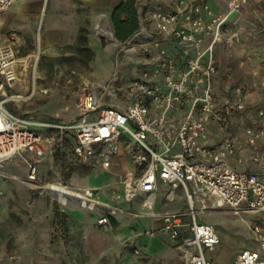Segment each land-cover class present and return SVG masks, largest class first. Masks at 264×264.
I'll return each mask as SVG.
<instances>
[{"label":"built area","instance_id":"2783aa9c","mask_svg":"<svg viewBox=\"0 0 264 264\" xmlns=\"http://www.w3.org/2000/svg\"><path fill=\"white\" fill-rule=\"evenodd\" d=\"M15 1L0 0V14ZM137 8L139 28L128 40L117 41L113 56L115 69L124 63L136 69L137 76L114 72L103 84L86 83L75 104L76 119L70 123L44 121L7 108L23 100L6 92L19 81L21 65L11 48L0 49V167L20 157L28 180L38 182L39 163L55 152L66 132L74 135L72 154L83 165L109 164L123 145L133 167L122 182L126 201L140 198L152 209L159 182L183 191L185 212L165 211L156 217L159 231L176 245L185 264H216L206 255L219 245V236L199 215L222 208L234 216H258L249 228L256 248L243 250L231 264H264V175L236 170L228 162L245 146L257 149L264 137V110L258 113L259 131L248 127L242 139L226 135L216 145L207 140L214 118L227 129L234 107H244L239 88L235 100L226 98L220 104L214 86L215 48L234 12V0L223 15H216L206 0H149L147 5L137 0ZM233 38L226 43L232 45ZM112 101L124 106L111 105ZM251 160L264 166L256 152ZM94 194L80 189L67 192L65 198L95 207ZM109 222L106 214L97 220L99 226Z\"/></svg>","mask_w":264,"mask_h":264},{"label":"rangeland","instance_id":"374dc122","mask_svg":"<svg viewBox=\"0 0 264 264\" xmlns=\"http://www.w3.org/2000/svg\"><path fill=\"white\" fill-rule=\"evenodd\" d=\"M210 1L216 2L217 15L227 13L229 0ZM93 3L86 6L78 2V16L69 20L73 31L65 33L59 45L42 50L41 36L42 51L39 54L36 38L26 42L20 51L23 60L18 71L19 81L12 89L6 90L8 96H21L23 100L10 102L7 108L44 121L67 122L76 115L75 104L85 82L103 84L114 72L127 78L137 76V70L129 69L124 63L115 69L116 44L91 30L92 9L95 8L94 20L97 21L100 18L98 13L104 8L98 0ZM109 7L112 13L115 7L112 10V6ZM76 23L79 26L77 31L74 29ZM222 36V42L218 44L222 45V64L234 68V100L239 88L244 104L240 110L234 107V132L241 134L248 127L259 131L258 113L264 110V0H234V12L223 26ZM233 36V44L228 45L226 40ZM36 55L39 56V72L37 91L33 95ZM222 80L225 83L231 80L230 73L224 74ZM218 91L222 95L226 93L223 87ZM105 100L109 101L108 98ZM110 104L124 106L120 101ZM118 149L106 165L79 164L70 149L53 154L52 163L43 166L41 179L36 183L30 182L27 176H8L0 167V264H185L176 245L159 231L160 225H154L157 217L151 225L146 224L143 213L152 212L151 209L142 202L140 205L146 208L144 211L133 205L124 206L129 203L123 198L122 190L126 172L125 169L120 171L118 158L123 151L127 153L123 145ZM19 164L18 159H13L7 168L16 170ZM102 171H106L109 177L100 194L104 190L108 195L99 198V189L94 190L95 207L87 206L77 211L64 209L49 193V184L84 189V184L73 185L72 179L78 177L81 181L93 172ZM102 177V174L91 177V185H100ZM159 186L156 203L162 206V210H177L180 202L163 203L166 192ZM101 214L112 218L109 226L98 225L97 218ZM231 217L199 215L200 219L212 223ZM242 218L249 221L252 214ZM234 223L241 226L237 219ZM245 238H225L223 247L208 255L218 263L227 264L235 251L243 248ZM137 249L139 254H136Z\"/></svg>","mask_w":264,"mask_h":264},{"label":"crops","instance_id":"0c3cea01","mask_svg":"<svg viewBox=\"0 0 264 264\" xmlns=\"http://www.w3.org/2000/svg\"><path fill=\"white\" fill-rule=\"evenodd\" d=\"M81 2L83 5L88 6L89 4H94L93 1L95 0H16L8 10L0 14V49L9 47L14 52L15 56L19 59V61L23 60L22 56L20 55V51H22L26 45L27 41H31L33 39H37V36L41 34L42 36V50H46L49 48H53L57 45H59L63 38V35L67 32L73 31V26L70 23L69 20L72 19V17L78 16V2ZM99 2L103 3V8L101 13H98V20H94L95 16V8L92 9L91 13L93 16L92 22H91V30L95 31V26L99 25L104 30H111L112 34L110 37H108L112 42L115 44L117 43V40L114 37L113 33V27L111 23V12H110V5L112 6L111 10L116 7L119 3V0H98ZM141 5H147L148 0H138ZM208 4L211 6L214 13L217 15L219 13V9L217 8L216 2H212L210 0H206ZM46 5L44 16L42 18V8ZM49 11V12H48ZM78 24L76 23L74 26L75 31L78 30ZM16 31L15 36L12 35V32ZM103 36V35H102ZM105 37V36H103ZM117 45V44H116ZM222 45H217L215 48V56L217 60V73L215 75L214 79V86H215V92L217 95V101L221 104L224 99L226 98H233L234 93V68L230 66H224L222 64ZM170 47H168L169 49ZM41 50V51H42ZM21 65V62H19ZM20 67L18 68L19 71ZM230 73V79L228 82H223L222 78L224 74ZM110 77L106 79V81ZM229 78V77H228ZM88 83L85 82L84 85ZM95 83V82H93ZM98 84V83H97ZM83 85V86H84ZM15 86V85H14ZM220 87H223L226 89V93L222 95L218 89ZM12 89V88H10ZM221 116H222V110L221 107H219ZM21 115V114H20ZM37 118V117H36ZM230 124L228 128L222 127V125L218 122L216 118H214L208 128V143L210 145H216L218 144L226 135H232L239 139H242L244 137V132L241 134H237L234 132V112L229 116ZM40 119V118H38ZM76 119V115L70 119L69 121H58L59 123H70L73 122ZM42 120V119H40ZM57 121V120H56ZM74 141V140H73ZM50 147V146H49ZM48 147V148H49ZM258 153L262 159L264 160V138H261L258 140L257 149L254 150L253 148L249 146H245L242 150L237 151L233 156L228 158L229 164L236 170L239 171H247V172H253V173H259L261 175H264V166L261 167L258 164L254 163L251 160V157L254 155V153ZM54 153L48 152L46 158L42 160L41 163L38 165V177L41 179L42 175V168L46 164H51L52 162V156ZM124 157V158H123ZM13 159L19 160V168L16 170L7 168V165L9 162H11ZM237 159H241L242 162L238 163ZM121 164V170L125 169L126 173H129L133 170L130 158L128 155L125 154L123 151L122 155L118 158ZM5 173L8 176H27L28 169L20 157H14L1 166ZM107 168V166H105ZM12 170V171H11ZM102 174V183L100 185H91V177L93 176H100ZM109 177V174L106 171H102L99 173L93 172L90 174V176L86 177V181L82 179L79 181L78 177H75L72 179V184H84V186L89 187L91 189L97 190L100 187L105 188L106 187V181ZM158 185H161L165 189V196L162 199V202H166L169 204L175 203L176 201L180 202V207L177 210H162V206L160 204L156 203L158 194L160 192V188L158 191V194L156 196L154 205L151 209L152 212H146L143 213L146 216V224L151 225L153 223V220L155 216L158 214L165 212V211H171V212H182L187 210V203L183 194V191L181 189H170L169 187L163 185L159 182ZM160 187V186H158ZM100 198H107V193L104 192L103 194L99 193L97 194ZM55 200V199H54ZM56 201V200H55ZM140 202L142 200L140 198L135 199L134 202L125 203L124 206L126 208L131 207L133 205L137 210L144 211L146 208H143V206L140 205ZM77 211V210H76ZM148 211V210H147ZM246 214H252V218L248 220H244L242 218L243 215ZM200 215H217V216H232L231 218L222 219L220 222H210V221H204L199 218L201 222L210 224L214 226L217 235L219 236L220 243L216 247L215 250H220L224 245L225 238H234V237H242L246 236L245 238V244L243 248H239L235 251L234 257L232 260L227 263L231 264L235 258L246 249H255L256 246L253 243L252 235L250 232V225H252L256 218L258 217L254 213H244L240 216H234L229 209L222 208V209H216V210H207L205 213ZM99 218V217H98ZM97 218V220H98ZM234 219L239 220L240 225H236L234 223ZM111 221L109 222L110 225ZM107 225V226H109ZM155 226L159 225V222L157 221ZM218 227L220 229H218ZM142 241H146L144 238H141ZM249 242V243H248ZM207 253V258L211 261H213L216 264L217 261L214 260L213 257H210Z\"/></svg>","mask_w":264,"mask_h":264},{"label":"trees","instance_id":"16d2710c","mask_svg":"<svg viewBox=\"0 0 264 264\" xmlns=\"http://www.w3.org/2000/svg\"><path fill=\"white\" fill-rule=\"evenodd\" d=\"M111 23L114 37L118 42L128 40L139 28L137 0H119L118 5L111 13ZM50 133V130L47 133ZM61 144L55 148L54 155L63 153L65 150L72 148L74 145V135L66 132ZM109 221L111 217L108 216Z\"/></svg>","mask_w":264,"mask_h":264},{"label":"bare ground","instance_id":"6f19581e","mask_svg":"<svg viewBox=\"0 0 264 264\" xmlns=\"http://www.w3.org/2000/svg\"><path fill=\"white\" fill-rule=\"evenodd\" d=\"M45 7L46 6H43L42 12L45 11ZM95 31H96V34L103 35L105 37L106 36L110 37L111 34H112L111 30H104L99 25L95 26ZM110 38H112V37H110ZM37 49H38V52L40 54L41 53V35L39 37H37ZM32 56H34V55H32ZM38 63H39V56L36 55L35 56V62H34V65H33V84H32V93H33V95H35L36 91H37L36 78L38 77L37 75H38V72H39L38 71ZM84 181H86V180L84 179ZM48 188H49V193L52 196V198L55 199L59 203V205L62 206V208L68 209V210H79V209L85 207V204L82 203V202H79V201H76V200L69 201V200H67L65 198V194H67V192H73L74 188L72 189L71 187H63L62 185H56V184L49 185ZM84 189H91V188L84 187ZM98 189L101 190V189H103V187H100ZM92 190H94V189H92Z\"/></svg>","mask_w":264,"mask_h":264}]
</instances>
